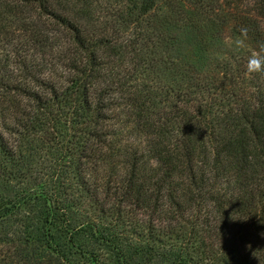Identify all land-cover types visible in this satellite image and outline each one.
I'll return each mask as SVG.
<instances>
[{
  "label": "trees",
  "instance_id": "16d2710c",
  "mask_svg": "<svg viewBox=\"0 0 264 264\" xmlns=\"http://www.w3.org/2000/svg\"><path fill=\"white\" fill-rule=\"evenodd\" d=\"M253 56L264 0H0V264H264Z\"/></svg>",
  "mask_w": 264,
  "mask_h": 264
},
{
  "label": "clouds",
  "instance_id": "9594fccd",
  "mask_svg": "<svg viewBox=\"0 0 264 264\" xmlns=\"http://www.w3.org/2000/svg\"><path fill=\"white\" fill-rule=\"evenodd\" d=\"M240 43L239 41L237 42ZM249 73H264V56H253L248 61Z\"/></svg>",
  "mask_w": 264,
  "mask_h": 264
}]
</instances>
